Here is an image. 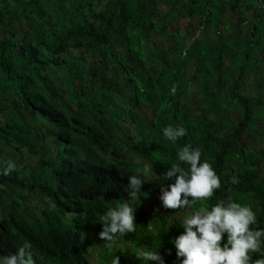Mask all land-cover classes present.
Listing matches in <instances>:
<instances>
[{"label": "trees", "instance_id": "obj_1", "mask_svg": "<svg viewBox=\"0 0 264 264\" xmlns=\"http://www.w3.org/2000/svg\"><path fill=\"white\" fill-rule=\"evenodd\" d=\"M185 19L188 29L182 32ZM166 44L169 47L161 49ZM124 61L138 63L139 83L153 81L154 99L161 100L160 120L186 129L184 138L164 152L166 166L177 162L178 151L190 145L221 171L222 186L207 202L209 207L251 192L254 186L243 180L253 175L252 169L238 157L221 159L208 149L206 139L226 136L224 141L236 152L238 137H230L228 124L213 122L218 114L243 121L256 139L263 130L258 126L264 120V0H0V152L16 165L10 175H24L25 167L19 166L31 152H38L45 168L52 164L59 169L68 157H52L36 147L48 133L82 142L76 155L97 152L111 121L84 88L115 85L108 76L119 81L135 77L132 70L121 68ZM47 69L51 77L44 75ZM61 94L83 112L74 117L63 113ZM118 100L126 102L127 97L114 98L112 112ZM82 169L80 165L56 178L74 179ZM234 176L239 179L236 185L229 182ZM24 188V204L42 196L29 184ZM110 198L90 199L84 209L88 223H99L112 205ZM146 200L141 194L136 205ZM17 216L16 228L7 231L10 244L36 237L41 249L34 252L41 263L85 264L82 242L65 241L50 231L52 213ZM155 219L159 222L150 223L152 230L143 225L118 240L119 264H148L136 259L131 250L137 247L158 248L164 264H178L172 241L180 224ZM111 261L104 252L99 255L100 264Z\"/></svg>", "mask_w": 264, "mask_h": 264}, {"label": "clouds", "instance_id": "obj_2", "mask_svg": "<svg viewBox=\"0 0 264 264\" xmlns=\"http://www.w3.org/2000/svg\"><path fill=\"white\" fill-rule=\"evenodd\" d=\"M82 58L89 60L86 54ZM121 68L132 70L135 77L119 81L118 76H108L115 85L84 88L89 100L111 121L108 136L97 152L76 155L82 142L48 133L41 137L43 144L36 145L37 149L68 159L61 160L59 169L52 164L45 168L38 152L25 153L19 166L25 167V173L20 177L10 175L16 165L0 152V264H44L34 252L41 249L36 237L10 244L7 233L16 228L17 215H40L42 211L54 215L49 229L55 237L84 244L85 264H100L103 252L112 259L109 264H119L120 257L115 255L118 240L143 225L152 230L150 223L159 222L155 218L167 225L180 224L172 241L178 264H264V127L256 139L243 121L230 120L226 114L213 117L214 123L228 124L233 130L230 137H238V147L235 152L224 141L226 136L207 137L208 149L221 159L238 157L250 167L253 175L243 181L254 189L238 198L219 199L209 207L207 202L222 186L221 171L202 158L199 148L190 145L178 151L177 162L166 166L164 152H170L184 138L186 129L160 120V97L155 101L152 80L139 83L142 76L136 78L140 70L137 62H121ZM44 75L51 77L53 72L47 69ZM120 96L127 100H118V109L112 112L111 104ZM60 98L63 113L74 117L83 112H78L76 103L67 102L66 95ZM245 135L250 136L252 147L243 142ZM141 138L144 140L139 142ZM80 165L83 169L74 179L56 178ZM231 169L228 162L225 171ZM229 182L236 185L239 179L234 176ZM24 184L42 196H30L24 204L28 196ZM141 194H146L147 202L136 205ZM106 197H112L111 207L99 217V223H88L84 209L90 199ZM131 251L137 260L164 264L158 248Z\"/></svg>", "mask_w": 264, "mask_h": 264}, {"label": "rangeland", "instance_id": "obj_3", "mask_svg": "<svg viewBox=\"0 0 264 264\" xmlns=\"http://www.w3.org/2000/svg\"><path fill=\"white\" fill-rule=\"evenodd\" d=\"M188 22H189V20H187V19H185V20H182L181 21V25H180V28H181V30H182V32H184L185 30H187L188 28H187V24H188ZM169 47V45L168 44H166V45H164V46H162L161 47V49H164V50H166L167 48ZM260 125L258 126L259 128H263L264 127V120H260ZM249 135H245L244 137H243V142H245V143H250V144H248V147H252L253 145H254V143L252 142V140L248 137ZM262 139H264V137H262ZM150 205H147L146 206V209L147 210H150Z\"/></svg>", "mask_w": 264, "mask_h": 264}]
</instances>
